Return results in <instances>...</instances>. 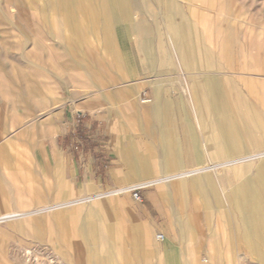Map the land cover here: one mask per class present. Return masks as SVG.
Returning a JSON list of instances; mask_svg holds the SVG:
<instances>
[{"label":"crops","instance_id":"1","mask_svg":"<svg viewBox=\"0 0 264 264\" xmlns=\"http://www.w3.org/2000/svg\"><path fill=\"white\" fill-rule=\"evenodd\" d=\"M182 1L155 0L172 12L159 22L146 0H40L55 14L45 19L51 48L71 55L75 69L90 77L71 91L76 114L60 108L33 129L23 105L21 128L10 124L0 134V213L14 217L30 205L31 166L94 175L96 183L116 188L107 194L145 189L140 210L150 219L133 215L129 224L98 228L85 264H220L222 247L264 248V177L231 187L226 175L247 171L244 163L253 160L263 168L254 173L264 174V54L255 59L220 33L211 46ZM185 1L204 7L201 0ZM125 39L134 82L114 95L90 97L91 89L125 75L118 51ZM94 55L108 57L104 73ZM71 132L82 148L65 154ZM219 168L227 169L224 176Z\"/></svg>","mask_w":264,"mask_h":264},{"label":"rangeland","instance_id":"2","mask_svg":"<svg viewBox=\"0 0 264 264\" xmlns=\"http://www.w3.org/2000/svg\"><path fill=\"white\" fill-rule=\"evenodd\" d=\"M146 1L159 22H162L164 14L170 16L172 13L158 8L155 0ZM184 1L181 4L185 16L193 17L200 23L199 27L205 30V39L211 46H214L220 33L223 40L234 39L239 49H251L255 59L264 54V0H201L203 9H196ZM47 16L55 14L43 10L40 0H0V134L6 133L10 124L15 129L21 128L19 122L23 105L29 108L33 129L35 126L32 125L37 124L40 117L60 111V108L68 114L72 110L73 114L77 112L72 108L75 101L71 91L78 89L82 83L87 86L90 74L83 69L76 70L77 64L72 61L71 55L51 48L54 42L45 22ZM137 16L151 20L145 12L137 11ZM130 43V39H125L118 45L125 75L114 78L112 84L91 89L90 97L101 92L114 95L119 87L134 82ZM92 57L94 64L99 65V72L104 73L101 67L102 64L107 67L108 57ZM175 65L180 68L178 63ZM147 95L142 93V98H149ZM62 100L67 102L60 107ZM68 134L70 139L66 147L63 145L65 154L74 151L77 139L76 132ZM35 145L36 142L31 143V150L35 149L39 157ZM52 151L48 146V154L54 156ZM245 164L250 167L247 171L231 175L227 169L219 168L218 174L224 176L226 171V175L232 176L231 187H236L239 181L246 178L263 179L264 174L254 173L263 169L258 168L256 160ZM30 173V205L18 212L20 214L0 220V264H85L86 251L92 249L94 233L98 228L113 229L123 220L129 224L128 220L133 215L150 219L147 213L140 210L143 188L139 189V200H136L129 192L107 194L116 188L96 183L94 175H71L68 168L59 174L53 168L31 166ZM100 181L104 182L103 179ZM36 201L40 204H35ZM5 213L8 211L0 215ZM86 230L90 231L88 238L84 237ZM219 234L224 235V241H229L226 239L229 231ZM221 250L226 253H223L224 259L220 264H264L262 247L251 248L241 243L222 247ZM71 252H74L73 261Z\"/></svg>","mask_w":264,"mask_h":264},{"label":"built area","instance_id":"3","mask_svg":"<svg viewBox=\"0 0 264 264\" xmlns=\"http://www.w3.org/2000/svg\"><path fill=\"white\" fill-rule=\"evenodd\" d=\"M141 100L142 101H144V102H148L149 101V98H141ZM74 150H80L81 149V144H80V142H76V144L74 145ZM139 187L138 188H135V189H132L131 190V193H132V196L135 198V199H138L139 198ZM156 238L157 239H160V238H162V235L161 234H158V235H156Z\"/></svg>","mask_w":264,"mask_h":264},{"label":"bare ground","instance_id":"4","mask_svg":"<svg viewBox=\"0 0 264 264\" xmlns=\"http://www.w3.org/2000/svg\"><path fill=\"white\" fill-rule=\"evenodd\" d=\"M144 102V101H143ZM123 191H125L124 189H122V190H119V191H117V193H119V192H123ZM261 198H263L262 196H261ZM13 215L12 214H6V215H2V216H0V220H2V219H7V218H11Z\"/></svg>","mask_w":264,"mask_h":264}]
</instances>
